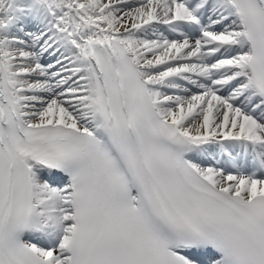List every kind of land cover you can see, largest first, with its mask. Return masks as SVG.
<instances>
[{"label":"snow or ice","instance_id":"obj_1","mask_svg":"<svg viewBox=\"0 0 264 264\" xmlns=\"http://www.w3.org/2000/svg\"><path fill=\"white\" fill-rule=\"evenodd\" d=\"M0 264H264V0H0Z\"/></svg>","mask_w":264,"mask_h":264}]
</instances>
